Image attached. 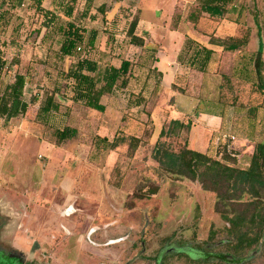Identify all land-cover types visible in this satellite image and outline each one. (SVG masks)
Returning <instances> with one entry per match:
<instances>
[{
    "label": "rangeland",
    "instance_id": "rangeland-1",
    "mask_svg": "<svg viewBox=\"0 0 264 264\" xmlns=\"http://www.w3.org/2000/svg\"><path fill=\"white\" fill-rule=\"evenodd\" d=\"M60 1L42 0L41 9L58 13ZM87 2L78 1L77 16L87 8ZM194 3L195 0L92 1L88 16L79 21L88 31L99 32L96 48L90 50L89 57L102 67L107 64L118 66L125 59L133 63L127 86L119 84L113 94L103 98L107 107L104 113L70 100L72 93L65 88L68 84L62 73L68 70L70 63L78 60V56L66 65L58 54L59 36L51 34L55 36L53 44L42 41L46 35L45 19L35 12V6L28 2V8L22 7L21 12H10L0 6V13H3L0 53L8 62L0 75V87L3 89L12 83L17 73L29 74L26 100L30 102L35 95L40 100L30 106L24 117L10 122L0 118V206L7 207L22 227L21 235L25 234L30 240L28 247L37 246L38 256L48 264H155V257L163 248V255L168 251L183 252L191 257L198 255L191 248H180L179 245L229 251L223 245L230 238L229 224L216 212L217 195L205 191L198 182L167 174L153 156V122L158 124L155 111L165 113L166 107L177 104L178 98L186 111L191 112L196 107L195 115L199 113V106L202 110L212 109L216 108L215 103H209L211 107H208L204 101H199V72L182 65L184 76L176 83L189 98L186 100L178 91L172 93V89L163 98L161 86L152 77L156 59L151 57V51L132 45L127 35L129 24L137 17L142 21L138 32L148 43L147 47L170 50L169 55L163 54L158 65L166 74L164 82L167 86L174 73V67H170L171 56L174 51L181 50L186 35L214 38L216 32L229 41L231 36L243 39L254 31L256 57L258 45L264 46V0H238L225 19L204 17L196 30L187 21ZM176 22H181L180 32L185 35L169 32ZM61 23L65 21H58L59 25ZM263 57L264 50L262 57L255 58L253 73L256 77L259 66L264 65ZM16 60L20 63L15 64ZM227 63L230 70H234L237 58H231ZM223 68L219 67L217 71L221 75L219 81L208 84L213 86L212 99H216V88L224 83L222 76L233 72ZM260 70L264 79V66ZM57 84L61 92L68 93L57 98L58 102L64 103L62 109L56 114L39 116L45 93ZM239 84L242 86L241 101L246 103L249 87L244 82ZM219 93L222 95L225 90H219ZM224 97L232 101L228 94ZM219 110L224 112V127L219 133L205 136L207 141L212 138L215 142L206 150L209 149L215 158H220V153L226 150L237 154L239 156L233 158L237 166L247 168L250 155L244 153L248 148L242 147L240 140L221 136L222 131L227 135L232 132L228 127L237 115L228 108ZM246 116L238 117V122L243 123ZM67 126L76 128L78 134L57 146L54 133ZM168 126L166 122L165 127ZM199 132L194 135L197 151L204 135ZM189 136L162 141L178 152ZM115 137L118 148L114 150H108L98 142L100 138L113 141ZM132 137L141 141L136 152L131 150ZM156 187L159 188L157 195L139 198ZM250 199L244 196L242 202ZM240 205L243 204L237 206L239 209L244 207ZM70 207L75 212L68 216ZM93 228L98 229L92 238L97 246L87 239ZM212 230L217 233L213 242L209 241ZM117 239L123 240L107 245ZM244 256L247 254L239 259ZM165 264L203 263L169 257ZM246 264H264V241L255 258Z\"/></svg>",
    "mask_w": 264,
    "mask_h": 264
},
{
    "label": "trees",
    "instance_id": "trees-1",
    "mask_svg": "<svg viewBox=\"0 0 264 264\" xmlns=\"http://www.w3.org/2000/svg\"><path fill=\"white\" fill-rule=\"evenodd\" d=\"M78 1H60L57 5L58 13H49L42 10V0H26V5L31 2L35 6V12L41 14L45 19L43 29L46 35L42 40L43 42L53 44L55 36L51 34L59 36L58 54L61 62L63 61V63L68 65L71 59L78 56V60L70 63L68 70L62 73L64 75L62 77L68 84V86L65 85V88L70 89L69 91L72 93L70 100L73 103L104 113L107 107L103 104V98L113 94L118 89L119 84L127 86L128 80L132 75L133 63L131 60L125 59L118 66L107 64L102 67L98 61L89 57L90 50L96 48L99 32L97 30L88 31L80 25L79 21L88 16L93 0H88L87 8L77 16L76 5ZM123 1L116 0L117 3H122ZM237 1L195 0L194 9L189 12L187 21L196 30L204 17L212 20L225 19ZM0 6L6 7V10L10 12H21L23 10L22 0L0 2ZM2 19L3 13H0V26ZM61 20H64L65 23L59 25L58 21ZM139 22V18H133L129 24L127 35L132 45L151 51V57L156 59V62L159 48L147 47L145 40L137 35ZM180 23H175V30H181ZM250 42L251 33L243 39L231 36L229 41L214 37L211 39L210 44L222 47L224 51L235 52L247 50ZM263 50L264 46L260 43L256 57H262ZM214 53L213 49L203 45L195 37L187 36L183 50L178 57V63L196 72L205 73L209 68ZM256 57L253 54L251 60L253 65L257 60L255 59ZM14 63L18 64L20 62L16 60ZM7 64L8 62L4 59L3 54L0 53V75ZM253 65L245 69L244 74L247 73L242 78L235 76V74L223 75L224 83L219 86V90L220 92L225 90L224 94L231 96L232 101L229 102L228 97H224V94L221 95L219 93L218 97V104L221 107L228 108L231 106V108L248 109V115L251 119L257 116L259 107L264 106V79L260 70L264 65L259 66L257 77L253 73ZM152 73V77L156 79V84L161 86L164 78L163 73L154 67ZM180 78L181 76H177V81ZM29 80V74L17 73L12 83L7 84L3 89L0 87L1 119L10 122L24 117L27 115L30 106L34 102L38 103L40 101L38 100V95L33 96L30 102L26 100L25 90ZM241 82H244L249 87L248 102L246 103L241 101L242 86L239 84ZM59 88L57 84L54 89L45 93L44 101L40 102L39 116L45 117L56 114L62 109L64 103L58 102L57 98L66 93L61 92ZM172 90L185 93L183 89L178 87L176 82L172 84ZM191 128L192 122L185 124L179 120L171 121L167 128L164 127L162 129L159 139L155 143L154 159L167 174L198 182L205 191L217 195L216 212L229 224L227 233L230 238L225 241L228 252L235 254L239 258L256 250L258 251L264 241V143H258L255 146L248 167L240 168L237 166V161L233 159L235 157H233L232 153H228L226 149V151L220 153V158H215L192 149L189 138L184 141L183 148L178 152L172 150L170 145L162 141L164 138L181 137L190 134ZM77 134L78 130L70 126L56 130L54 133L56 145L62 146L67 141L74 139ZM98 142L99 144H104L108 150L118 148L117 137L113 141L100 138ZM140 144V138H131V150L133 152L138 150ZM158 192L159 188L156 187L149 190L148 194H142L139 198H150L157 195ZM244 196H249L251 199L242 202ZM239 204H243L240 206L244 207L239 209L237 207ZM216 234V231L212 230L209 241L213 242Z\"/></svg>",
    "mask_w": 264,
    "mask_h": 264
},
{
    "label": "crops",
    "instance_id": "crops-1",
    "mask_svg": "<svg viewBox=\"0 0 264 264\" xmlns=\"http://www.w3.org/2000/svg\"><path fill=\"white\" fill-rule=\"evenodd\" d=\"M184 2V0H181ZM140 22H142L140 20ZM139 22V24H140ZM140 30V28H139ZM175 31L176 33H181L180 31H177L175 29H173L172 27L169 28V32ZM168 32V33H169ZM174 32V33H175ZM214 37L219 38V34L218 33H213ZM137 35L141 38H143V36L141 34H139L138 29H137ZM185 35V34H183ZM195 37V36H193ZM196 39L199 40V42H201L203 45L209 47L210 49H213L215 51L214 55H213V59L209 65V68L207 70V72L205 73H201L199 72V101H204L208 107H211L210 105H208L209 103L212 105L215 103L216 108L212 107V109H205L202 110L200 109L199 106V113H197L196 115L193 113V110L196 109V107H193L191 112H189L188 110L186 111L183 106H180V98L177 99V104H171L169 105V108L166 107L165 109V113H161V110L155 111L154 112V117H156V122L158 124H156L155 122H153V135H154V143H156L159 139V135L162 131V129L166 126V122H168V124L171 123V121L173 120H179L185 124L191 123L192 122V128L190 131V136H189V140L191 143V148L196 150L195 148V140H194V135L196 132H199V134H204L202 136V140L199 141V152L201 153H206L208 155L211 156L210 150L206 148H208L209 144H215V142L211 140H206L205 136L207 134H215V133H219L221 130H223L224 127V117L223 114L224 112L221 110H219V108H223L218 104V97H219V87L216 88L217 94H216V99H212L210 96V93H212L211 91V87L213 88V86L209 87L208 84L210 83H214V82H218L219 81V77H221V75L217 72L218 68L221 67L223 69H228V71L230 70V66L228 65L227 61L230 60L231 58H237V63L233 65V68L230 71H233L232 73H226L227 75H233L235 74V76H240V78H242L243 76H245V69L250 68L253 64V62H251L252 58H253V54L254 52H256V48L254 45V31H252L251 33V42L249 43L247 50L245 51H235V52H229V51H224V49L222 47L219 46H214L210 44V40H211V36H207L204 35L203 38L199 37H195ZM221 38V37H220ZM186 39H187V35H186ZM185 39V41H186ZM207 39V40H206ZM148 46V43H146ZM185 44V42H184ZM183 44V47H184ZM183 47L181 48V50H177L174 51L172 56V62H170V67H174V73L171 74V82L168 84V86L165 84V78H166V74L164 71H161V69L158 67L159 63L161 62L162 58H163V54H165L166 56L169 55V49L161 51V49L159 48V52L157 54V62L154 65V68H156L158 71L162 72L164 75L163 78V82L161 85V95L163 93V98L166 96V93H171V89H172V84L174 82H177V76H184V73L182 72V67L181 65L178 63V57L181 53V51L183 50ZM168 51V53H167ZM264 58V57H263ZM262 65V64H261ZM117 66V65H116ZM252 70V68H251ZM225 74V73H224ZM242 74V75H241ZM173 75V76H172ZM28 86L26 87V95H27V90H28ZM176 91L172 90V93H175ZM165 94V95H164ZM176 94V93H175ZM178 94L180 95H184V93H180L178 91ZM183 97H185V99L187 100V98H189L187 96V94H185ZM214 98V96H213ZM216 101V102H215ZM194 103V102H192ZM105 105V103H103ZM232 110L234 115H237V117H235L233 119V122L230 123L229 128H231V131L229 133V135H227L226 133H224V131H222L221 136L226 138H234L233 141H237L240 140L239 143H241L242 147H247V151L244 154H249V161L251 156L254 153V149L255 146L258 143H264V106L259 107L258 111H257V116L255 118H250L248 115V109H239V108H229L228 107V111ZM247 115L246 118L244 119L243 123H239L238 122V117L241 118L242 115ZM153 117V116H152ZM151 120L153 121V119L151 118ZM235 121V122H234ZM239 121H241L239 119ZM230 130V129H229ZM218 140V139H217ZM222 141H224L222 139ZM235 145V143H234ZM203 147V148H202ZM235 150V147L232 146ZM231 145H229V148H232ZM232 148V149H233ZM234 157L239 156V155H234L232 154Z\"/></svg>",
    "mask_w": 264,
    "mask_h": 264
},
{
    "label": "flooded vegetation",
    "instance_id": "flooded-vegetation-1",
    "mask_svg": "<svg viewBox=\"0 0 264 264\" xmlns=\"http://www.w3.org/2000/svg\"><path fill=\"white\" fill-rule=\"evenodd\" d=\"M10 213L11 212L8 211L6 206H0V264H48L47 261H44V259L38 256L39 249H36L37 246L33 245V247H28V241L30 240H28L25 234L21 235L22 227L15 222V219ZM66 215L68 214L66 213ZM97 230L98 229L96 228L91 229L87 236L88 241L94 246L98 245L92 240L93 236L97 233ZM122 240H111L107 243V245H113L111 244L112 242L119 243ZM225 244L226 242H223V245ZM169 246L171 247L173 245L171 244ZM208 246L212 247L211 245ZM179 247L191 248L193 251L197 252L198 255L196 257H191L183 252L176 253L172 251H168L163 255V248L157 254V257H155L154 263L165 264L167 258L176 257L187 259L192 263L208 264L218 262V264H246L255 258L258 253L256 250L240 260L235 254L230 252L211 251V249H197L186 245H179Z\"/></svg>",
    "mask_w": 264,
    "mask_h": 264
},
{
    "label": "built area",
    "instance_id": "built-area-1",
    "mask_svg": "<svg viewBox=\"0 0 264 264\" xmlns=\"http://www.w3.org/2000/svg\"><path fill=\"white\" fill-rule=\"evenodd\" d=\"M4 1H8V0H0V2H4ZM26 0H22V7L24 8H26ZM232 139H234L233 137H232Z\"/></svg>",
    "mask_w": 264,
    "mask_h": 264
},
{
    "label": "water",
    "instance_id": "water-1",
    "mask_svg": "<svg viewBox=\"0 0 264 264\" xmlns=\"http://www.w3.org/2000/svg\"><path fill=\"white\" fill-rule=\"evenodd\" d=\"M74 212L73 208H70L69 211L67 212L68 215H71Z\"/></svg>",
    "mask_w": 264,
    "mask_h": 264
}]
</instances>
